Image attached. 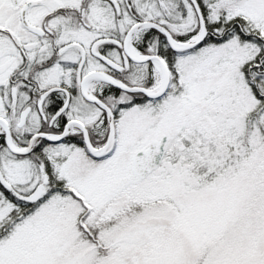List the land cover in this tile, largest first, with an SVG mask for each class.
<instances>
[{
	"label": "snow or ice",
	"instance_id": "snow-or-ice-1",
	"mask_svg": "<svg viewBox=\"0 0 264 264\" xmlns=\"http://www.w3.org/2000/svg\"><path fill=\"white\" fill-rule=\"evenodd\" d=\"M0 264H264V0H0Z\"/></svg>",
	"mask_w": 264,
	"mask_h": 264
}]
</instances>
